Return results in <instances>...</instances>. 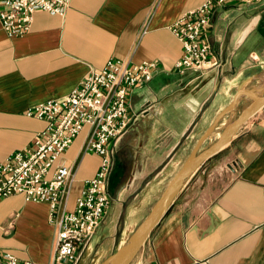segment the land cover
Wrapping results in <instances>:
<instances>
[{"label": "crops", "instance_id": "0c3cea01", "mask_svg": "<svg viewBox=\"0 0 264 264\" xmlns=\"http://www.w3.org/2000/svg\"><path fill=\"white\" fill-rule=\"evenodd\" d=\"M204 1L71 0L63 16L37 11L23 36L8 38L0 28V163L32 146L46 128L44 119L26 115L32 106L68 95L109 59L158 65L128 98L135 120L118 144L110 206L98 226L113 230L98 234L77 264H101L112 253L107 246L119 245L122 234L114 239V231L140 216L130 237L238 90L262 83L264 1L214 8L208 31L214 65L174 70L183 51L170 27ZM256 6L262 7L257 14ZM89 131L84 127L59 160L71 168L73 181L58 213L73 209L84 182L99 169L100 158L85 152ZM221 152L222 163L210 167L212 157L181 183L133 264H264V105ZM55 236L46 203L27 202L21 194L0 200V255L49 264Z\"/></svg>", "mask_w": 264, "mask_h": 264}, {"label": "built area", "instance_id": "2783aa9c", "mask_svg": "<svg viewBox=\"0 0 264 264\" xmlns=\"http://www.w3.org/2000/svg\"><path fill=\"white\" fill-rule=\"evenodd\" d=\"M264 0H205L182 13L171 25L172 35L182 46L174 70L205 71L208 58V31L212 11L231 3L257 4ZM71 0H0V28L8 38L29 32L37 11L63 16ZM157 62L132 64L109 59L100 70H91L66 96L32 106L28 117L44 119L46 128L25 147L0 163V200L21 194L31 203H46L50 221L56 227L54 250L49 264H77L90 244L110 206L108 181L114 167L118 144L135 116L129 114L130 93L149 82ZM84 127H89L85 152L100 158L99 169L84 182L71 211L59 207L73 181L69 166L59 160ZM0 264H37L19 261L8 252Z\"/></svg>", "mask_w": 264, "mask_h": 264}, {"label": "water", "instance_id": "95a60500", "mask_svg": "<svg viewBox=\"0 0 264 264\" xmlns=\"http://www.w3.org/2000/svg\"><path fill=\"white\" fill-rule=\"evenodd\" d=\"M264 87V83L249 90H238L230 104L223 109L214 119L205 133L197 140L195 146L186 158L180 169L175 173L159 198L153 204L150 212L143 222L133 231L127 243L110 254L101 264H131L144 245L151 231L159 223L181 183L191 176L203 163L220 153L233 139L238 130L264 105V91L260 96L252 93ZM248 97L251 102L246 105L240 113L229 122L217 136V138L206 148L199 150L200 146L213 133L216 125L224 116L229 114L238 103L239 95Z\"/></svg>", "mask_w": 264, "mask_h": 264}, {"label": "rangeland", "instance_id": "374dc122", "mask_svg": "<svg viewBox=\"0 0 264 264\" xmlns=\"http://www.w3.org/2000/svg\"><path fill=\"white\" fill-rule=\"evenodd\" d=\"M263 3V1L262 2H260V3H257V5H259V4H262ZM260 9H262V7H260V6H256L255 7V11H256V14H257V12L258 11H260ZM261 18H264V13L263 14H261ZM259 79L261 80V82L262 83H264V75H262V76H260L259 77ZM257 81H259V80H257ZM254 85H256V81L252 84V85H250L249 87H248V89H242V90H249V89H251V87L252 86H254ZM254 93H257L255 96H260V95H258L260 92H259V89H258V91H255V92H253L252 94H254ZM254 96V95H253ZM251 102V100L248 98V97H246V96H242L241 98H240V100L238 101V103L236 104V106L233 108V110L229 113V114H227L225 117H223L222 119H220V121L218 122V124L216 125V127H215V129H214V131H213V133L208 137V139L200 146V149L199 150H202V149H204V148H206L207 146H209L216 138H217V136L220 134V132H221V130L229 123V122H231L234 118H236V116L240 113V111L246 106V105H248L249 103ZM224 155H223V152H220V153H218V155L217 156H215V157H213L212 159H211V162H209V166L210 167H213V166H216V164H220V163H222L223 162V160H224ZM137 217V216H136ZM133 217V218H131V219H126V221H125V223H123V227H122V230L123 231H114V233L112 234L113 236H114V239H117V238H119L118 236L119 235H121V237H120V239H119V245H117V246H112V247H110V246H107V252H106V254H108V253H110V252H115L117 249H119L120 247H122V246H124L126 243H127V241H128V236L130 235V233H131V228L130 227H132V226H134L137 222H138V220H139V217ZM109 220V219H108ZM108 220H107V222H108ZM115 221H116V224H119V226L121 227L122 226V218H120V217H117L116 219H115ZM128 228H130V231H128ZM113 230V229H112ZM112 230H110V227L107 225V223L105 224V225H103V226H100L99 228H98V232H97V234L94 236V238H93V240L91 241V244H90V246H92V245H94V241L98 238V234L100 235L101 234V232H105V231H112ZM124 233V234H123ZM106 247V246H105ZM105 247L103 246V247H101V251L103 252L104 251V249H105ZM101 252V253H102ZM111 253V254H112ZM134 261V260H133ZM133 261H132V263L131 264H133ZM100 262V261H99Z\"/></svg>", "mask_w": 264, "mask_h": 264}, {"label": "bare ground", "instance_id": "6f19581e", "mask_svg": "<svg viewBox=\"0 0 264 264\" xmlns=\"http://www.w3.org/2000/svg\"><path fill=\"white\" fill-rule=\"evenodd\" d=\"M257 91H258V90H257ZM263 91H264V87L260 88V89H259V92H260V93H259L258 95H262Z\"/></svg>", "mask_w": 264, "mask_h": 264}]
</instances>
